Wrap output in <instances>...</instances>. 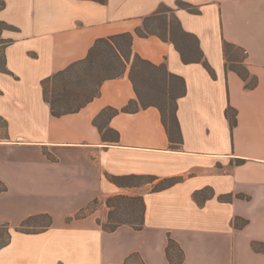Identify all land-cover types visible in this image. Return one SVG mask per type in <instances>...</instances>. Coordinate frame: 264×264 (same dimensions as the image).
Instances as JSON below:
<instances>
[{
  "label": "crops",
  "instance_id": "crops-1",
  "mask_svg": "<svg viewBox=\"0 0 264 264\" xmlns=\"http://www.w3.org/2000/svg\"><path fill=\"white\" fill-rule=\"evenodd\" d=\"M4 2L0 21L17 29L0 33L10 41L2 47L7 72L0 71V225L9 233L0 264H171L177 249L181 264H264V0ZM160 6L171 9L168 30L173 14L196 39L200 60H183L181 51L193 55L187 44L138 33ZM123 33L132 38L122 73L102 80L78 111L52 115L42 81L85 58L98 39ZM224 41L244 51L253 87L226 69ZM135 55L183 81L174 139L158 105L121 111L137 99L129 77ZM108 107L117 112L102 116ZM96 118L116 139L103 138ZM110 174L183 180L150 191L117 186ZM206 187L213 195L196 202L193 193ZM227 194L230 200L218 199ZM113 195L142 197L140 228L103 229ZM94 200L97 207L77 216ZM41 213L50 215L49 227L16 230Z\"/></svg>",
  "mask_w": 264,
  "mask_h": 264
},
{
  "label": "trees",
  "instance_id": "trees-1",
  "mask_svg": "<svg viewBox=\"0 0 264 264\" xmlns=\"http://www.w3.org/2000/svg\"><path fill=\"white\" fill-rule=\"evenodd\" d=\"M101 3H105L106 0H95ZM178 6H183L185 8H187L190 12L196 13L197 10L195 8H193L192 6L183 3L181 1L177 2ZM5 6V2L4 0H0V10L3 9ZM171 9L166 7V6H160L159 9L156 11V14H152L148 17L145 18L144 20V24H143V28L138 30V33L141 35H147V34H152V33H156L154 31L148 30V21L150 19L153 18H158L160 19L159 21L163 24L165 30H167L166 32L168 33L167 35H162L160 34V36L163 39H170L171 41H173L174 43H176V45H178L177 41H176V37L180 36L182 39L184 38H192L195 41L196 44V48H197V41L196 39L184 32L180 26L178 21L176 20V18L174 17V15L172 14L170 17V29L168 30L167 28V22L168 19L166 16H162L163 13L166 12H170ZM17 28L4 22V21H0V33L3 30H16ZM159 34V33H158ZM131 38L132 35L130 33H123V34H119V35H115V36H111L109 38H101L98 39L95 44L90 48L87 56L79 61H76L72 64H70L67 68H65L64 70L58 71L55 74H53L52 76L44 79L42 81V87H43V97L44 100L48 102L50 109H51V113L54 116H60L63 114H67V113H71V112H75L78 111L81 107H83L88 101H90L98 92V89L96 90V92L91 95L90 97H87L84 100H81V98L79 97V92L75 89H73L71 87L72 83L74 84V82L69 81L67 78L71 77V73L75 70L78 69V67L81 66H89L91 63H93L96 59V55L100 52H110L112 53L115 57L116 60H118V62H120L121 67L120 69H118V71L113 74L112 76L109 77H104L101 79L104 80L106 78H110V77H115L118 76L122 73V71L125 68V61H128V59L130 58V54H131ZM9 40H4L0 38V44L5 45L6 43H9ZM100 44H105L103 47L100 46ZM223 51H224V57H225V66L226 69H231L236 71L240 77L243 79V81H245V85L248 88H251L255 85L256 80L255 77L250 75L249 71L247 70V68L244 66L241 54L244 53V51L242 49H240L239 47L235 46L232 43H229L227 41L223 42ZM186 51H181V55L184 61L186 62H190L193 60H200V56H195V55H190L189 53H185ZM4 61V60H3ZM204 65L209 69V66L206 64V62L204 61ZM142 67H148L150 68L152 71H158V70H163L164 73L174 79H177L180 82V92H178L175 97L179 96V94L182 93V86H183V81L182 79L175 77L173 75H169L164 66L162 65H153L150 62L140 58L139 56L135 55L133 57L132 60V64H131V70L129 73V77L131 79V81L134 84V89L136 91V96L137 99L135 100H131L126 106H124L121 111H131V110H136L138 107L136 105V103L139 101H141V94L138 88V84H137V80H136V75H138L139 73L142 72ZM0 71L3 72H7V69L3 66V69H0ZM100 81V83H101ZM99 83V85H100ZM99 87V86H98ZM140 104L142 106H145L147 104H151V103H146L143 104L140 102ZM160 108L161 114H162V120L164 122V125L166 126L168 132L170 133V136L172 139H174L173 132L178 133V122L175 116L174 111L172 112V114L170 115V117L166 116L163 109L158 106ZM233 109L228 108L226 110V115L228 117V119L230 120L231 124H234V116H233ZM117 112V110L113 109V108H106L102 111V116L106 115V117H109L113 114H115ZM101 114L98 116V118L102 117ZM98 119H94V123L96 125H98L102 136L104 139H116L117 137V132L112 130L111 128H105L104 129V125H100L97 121ZM240 161V160H239ZM107 178L109 181H111L112 183L116 184L117 186L120 187H140V186H144L147 185L149 186L150 191H159L162 189H166L180 181L183 180V177L181 176H172V177H164V178H159L157 176L154 175H137V174H129V175H107ZM5 190V186L2 185L0 183V191ZM208 192V194H206ZM213 195L212 190L209 187L203 188L201 190H198L196 192L193 193V198L196 202L198 203H202V201H204L206 198L211 197ZM218 199L221 201H228L231 199V196L229 194L227 195H220L218 196ZM120 201H126L127 204L129 205V213L133 212L134 209V205L139 204L140 206V213H139V217L138 218H134L133 220H128V219H124L121 214L119 213V211H117L116 209L118 208V202ZM97 202V200H94L91 204H95ZM106 206L108 207V219L105 223L102 224L103 229L108 230V231H112L114 229H116L118 226L123 225V224H127L135 229H138L142 226L143 224V211H144V203H143V199L141 196H126V195H113V196H109L106 198ZM93 208H86L81 210L77 216L83 215L88 211H91ZM41 218H45L46 219V224L44 225H39L37 228L32 229V230H27V229H23V228H27V227H31L32 225L30 224V222L32 220H38ZM51 217L48 214L45 213H41V214H36V215H31L29 217H27L26 219H24L19 226L16 228V230L18 231H23V232H28V233H33V232H40L44 229H46L47 227H49L51 225ZM39 228V229H38ZM7 240L4 242H0V247L6 245V243L8 242L9 239V233L7 232ZM175 247V243L170 240L168 242V246H167V251L169 254V251L173 250ZM172 253V256H168L171 264H181L183 256H182V252L180 249H177V251L175 250L174 253Z\"/></svg>",
  "mask_w": 264,
  "mask_h": 264
},
{
  "label": "rangeland",
  "instance_id": "rangeland-1",
  "mask_svg": "<svg viewBox=\"0 0 264 264\" xmlns=\"http://www.w3.org/2000/svg\"><path fill=\"white\" fill-rule=\"evenodd\" d=\"M170 12L163 13L162 16H168ZM158 18H153L148 21V30L154 31L156 33L167 35L163 24L159 21ZM178 45L181 43L187 44L189 49H191L192 54H196L195 41L192 38L182 39L180 36L176 37ZM105 44H100L104 46ZM2 47L0 45V69H3L4 61L2 56ZM187 50V47H186ZM96 59L89 66H81L78 69H75L71 73V77L67 78L72 83L71 87L79 92V97L81 100L86 99L93 95L98 89L99 83L102 78L109 77L115 74L118 69H120L121 64L116 60V57L110 52H100L96 56ZM136 80L138 88L141 94V103H154L160 106L165 115L170 117L174 111V98L175 95L180 92L181 85L177 79L167 76L163 70L152 71L148 67H142V72L136 75ZM139 101L137 104L140 103ZM208 194V192L206 193ZM121 216L124 219L133 220L134 218L139 217L140 206L139 204L134 205L133 212L129 213V205L126 201H120L117 203ZM98 206V202L95 204H90L87 208H95ZM31 227L23 228L27 230H32L37 228L39 225H45L46 219L41 218L38 220H32L30 222ZM39 229V228H38ZM7 228L0 225V242L7 240ZM128 264H140L137 258H132ZM175 264V263H174Z\"/></svg>",
  "mask_w": 264,
  "mask_h": 264
}]
</instances>
